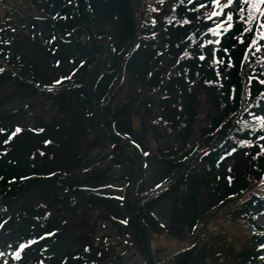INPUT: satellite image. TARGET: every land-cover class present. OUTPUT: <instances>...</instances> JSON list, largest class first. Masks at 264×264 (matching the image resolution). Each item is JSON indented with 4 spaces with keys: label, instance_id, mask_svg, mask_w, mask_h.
<instances>
[{
    "label": "rangeland",
    "instance_id": "obj_1",
    "mask_svg": "<svg viewBox=\"0 0 264 264\" xmlns=\"http://www.w3.org/2000/svg\"><path fill=\"white\" fill-rule=\"evenodd\" d=\"M153 1L150 0V2ZM174 1L167 0L166 6L171 7ZM178 1H180L177 8L179 11L176 10L173 15L174 18L183 14H191L187 13V10L191 8V4L185 0H183V3H181V0ZM111 2L114 3V0H111ZM55 8L57 7L54 0H0V32L14 37L15 44H12L14 50L12 55L16 58L14 64H3L0 61L4 69L3 72H0V108L14 127V131L17 127L21 129L14 138H20L21 147L24 148L23 152L30 153L31 150H35L34 157L39 159L40 165L47 171H54L58 168L68 172L78 171L80 184H84L86 179H89L88 184H92V186L102 185L103 189H99L98 192L101 194L104 192V194H95L91 190L76 189L71 186L69 188L65 182L54 185V182L51 181L53 185H49L47 188L40 187L38 189L40 191L36 194L31 193L32 199L37 197V203L43 204L44 197H47V202L54 203L52 196H56L55 193L65 195L67 191L70 196L63 202H59L58 211L62 212L60 214L62 216L56 219L58 221L62 220L63 223L66 220V225L71 226L69 232L72 235L74 233L83 235V242L79 239L82 243L89 244L90 241H94V246L102 251L99 252L98 249V253H103L102 258L99 257L100 254L91 257L95 264H174L171 260L176 258L177 263L182 264L183 259H187L190 253H197L193 258V264H255L254 260H251L250 257L247 258L244 254L245 249L247 255L251 250L252 231L242 224V227L239 226L238 220H233L232 215V212L237 213L240 203L250 193L246 192L243 196L239 195L230 202L220 204L221 207L217 209H211L210 204L214 201L209 200L211 193L207 191L209 196L204 200L206 207L202 211L201 209H195L194 205L189 206L191 201L186 206L181 207L180 202L177 203L175 195L173 196L175 191L160 201L149 203H147L145 195L150 191H154V187L163 179L164 174L169 169L171 171L179 170V179L183 178L182 182L184 183L189 181L188 187L193 181L194 185L191 187V191H197L198 182L195 179L198 175L204 174V169H206L204 155L212 146L221 143L224 137L230 135L229 142L237 149H243V154L248 151L247 145L234 138L231 131L234 128L238 129V124H248L247 127L251 128L252 122L255 121L251 114L261 115V105H259L260 108L255 106V108L248 110V101L253 99L255 95L251 90L253 84H250L255 80L250 82L249 78L260 76L264 79V56H262L264 55V47H261L258 52L254 48L249 49L247 44L255 36L246 38L245 50L248 57L246 63L249 67L242 73L243 80L247 82V84H244L242 92H246L247 86L251 94L249 95L247 91L248 98L244 95L246 103H242L243 106L240 109L242 115L236 114L224 121L223 127L231 129L217 137L215 134L208 136V131L213 130V127L209 125V129L206 128L202 132L205 138H201L196 132H190L189 129L185 128L174 138L175 145L162 141L161 138L166 139L164 132L159 130V135L158 131L153 128L152 122L149 121L152 118L151 115L161 113L160 117L163 116L161 122L171 120L175 125H180L181 123L176 116L177 110L170 106L168 111H165V107L164 112H160V109L153 105L156 104L153 92L148 91L147 93L140 88L136 89L135 86L138 85L135 83V77L133 76L134 79L125 84V89L128 88L132 93L135 92L140 102L138 103L137 100V103L131 102V110L135 106V111L130 116L131 124L128 125L127 123L123 126L127 127V131L131 128L132 138L141 144V152H136L131 146L128 147L129 149H124L121 147L122 144H116L111 139L106 126H102L100 122L92 124L88 121V123L85 122L83 115L88 112L85 110L86 106L80 105L78 98L73 94L74 91L68 90V88L70 82H73L71 78L76 80L83 76L85 81H88L87 79L94 75L99 68L96 62L92 64L93 69L91 70L73 68L72 58L75 55L79 56L76 45L74 47L57 43L54 50L50 44L44 41L43 37L47 32V28L44 27L43 20L39 15L44 13L54 14ZM143 10L135 7L134 12L137 18L142 16ZM102 11L90 27L94 31L100 28L101 32L106 35L95 39L92 33L88 38L92 37L89 40L92 45H95L96 41H101L106 47L112 45V39L116 36L124 38L125 32L121 30V24L115 19V16L107 15L104 9ZM210 11L211 6L205 9V13ZM156 12L159 15V11ZM210 23L214 27L215 18ZM73 33L76 34V32ZM221 37L214 35L213 41L220 40ZM260 43L264 45V41H260ZM213 46L214 49L211 56H209L210 61L216 70L220 72L224 67V60L217 51L220 48L219 44L214 43ZM114 50L113 48L112 50L107 48L109 53ZM214 59H219L221 63H213ZM81 63L83 64L82 60ZM16 71L39 86L30 85ZM109 74L116 80L120 72L114 65L109 68ZM128 76L129 74L126 73V77ZM57 80L60 83H56ZM120 82H126V78L124 77ZM132 84H135V86L132 87ZM220 87L219 84L207 82L201 90L202 92L200 91L202 115L199 117L198 122H202L203 126L212 122L211 118H218L221 113V110H218L219 103L216 102ZM116 94L111 98L115 97ZM260 95L258 94L257 97ZM114 99L112 98L113 102ZM238 107L239 104L237 109ZM95 108L97 109V106ZM107 110L108 108L102 107L99 111L103 114ZM121 114L123 115V113ZM197 117L195 123H197ZM61 124H66L63 134L59 133L58 130ZM166 125V134L172 135V124ZM151 128H153V131ZM44 131H48L49 134H43ZM261 131L264 132V129H261ZM48 138L51 141L46 143L44 139ZM157 138H160V140L157 141ZM186 140L189 143L186 146L182 145V142L185 143ZM262 144H264V141L259 145ZM34 147H37V149H34ZM168 148L170 151L168 154L175 158L171 168L168 162H164L158 155ZM258 148L260 149L259 146ZM41 150H44L45 154H42ZM257 153L244 156L247 163L252 162L256 172H260V178H258V174L254 175L252 172L248 176L249 187L252 188L264 181V170L261 172L264 164L258 162L263 158L264 153L260 155H257ZM234 162L233 160L230 164ZM122 167H126V170ZM120 171L121 174H119ZM103 173H108V175H105L103 179L97 178ZM63 185L65 186L63 187ZM263 186L264 183L260 184L258 188H264ZM29 189H32V186ZM43 189H49V194L42 193ZM131 193L132 196H129ZM104 196H117L118 198H106ZM139 197L141 203L137 204L138 208H146L144 214H147L148 217L144 220L141 219L139 226H137L132 221L130 214L122 212L124 204L119 199L125 200L126 205L129 200L137 203ZM23 203L18 199L17 204L10 208L13 209V212L9 210L10 213L17 214V217L15 216L16 220L9 217V212L0 220V250L9 252L13 247L17 250L18 245L22 243L21 241L26 242L29 239H34L36 241L35 245L28 246L22 253L33 257L34 264H39L40 261H43V264H51L46 256L43 257L44 254L30 252L38 244L37 240H40L38 233L40 232L30 233L29 229L22 225V223L26 224V221L22 218ZM41 207H44V205ZM147 210H149L150 216L146 212ZM187 211L189 212L188 217H192L193 220L189 221L190 227L184 225L183 230L178 227L181 226L180 222L184 217H187L183 215V212ZM229 212L231 214L228 216L227 213ZM215 215H222L228 220L225 222L222 220L214 221ZM205 221L210 224L207 225ZM214 224L218 227H214ZM255 224H259L264 228V216L257 215ZM67 229L65 240L69 238L66 236L69 233ZM90 234L92 237L89 236ZM198 248H200V251H197ZM183 250H187V253L180 256ZM67 251H71L70 247L69 249L63 247L59 252L62 255ZM72 251H74V248ZM95 251V248H92L91 254L94 255ZM0 264H8L6 258L2 255H0Z\"/></svg>",
    "mask_w": 264,
    "mask_h": 264
},
{
    "label": "trees",
    "instance_id": "obj_2",
    "mask_svg": "<svg viewBox=\"0 0 264 264\" xmlns=\"http://www.w3.org/2000/svg\"><path fill=\"white\" fill-rule=\"evenodd\" d=\"M166 1L164 0L163 3H160L158 0L153 2H150V0H114V3H112L111 0H54L57 7L54 9V14L44 13L39 15L43 20L44 27L47 28L43 39L51 45L52 49L55 50L57 43L74 47L76 45L78 47L79 56L75 55L72 58L73 68L91 70L94 62L98 65L99 70L94 75H91L87 79L88 81H85L83 76L76 80L71 78L73 82H70L71 84L68 88V90L74 91L73 94L78 98L80 105L86 106L85 110L88 112L83 115L85 122H90L91 124L100 122L102 126H106L111 139L116 144H122L121 147L124 149H129L128 147L131 146L136 152H141V144L132 138L130 133L132 129L130 128L127 131V127L123 126L124 124L127 125V123L128 125L131 124L130 116L135 111V106L131 110V102L137 103L139 99V97H136L135 92L133 94L128 88L125 89V84L134 79L133 76L138 86L132 84V87L135 86L136 89L140 88L147 93L148 91L153 92L156 99V104L153 105H156L160 112L163 113L165 107V111H168L170 106L177 110L176 116L181 123L180 125H175L171 120H163L161 122L163 117H160L161 113L152 114L151 119L149 117V121L152 122L153 128L158 131L159 135V130H163L166 139L161 138V140L172 145H175L174 138L177 134H180L185 128L189 129L190 132H196L201 138H205L202 132L209 125L213 127V130L208 131L209 137L214 134L217 137L222 133L228 132L231 128L223 127L224 121L236 114L242 115L240 109L243 106L242 103L245 102L244 95L248 98L247 91L245 93L242 92L244 84H247L243 80L242 73L249 67L246 63L248 59H245V55H247L245 44L246 38L256 35L255 25L257 22H254L251 33H244L243 26L237 18V31L232 32L231 35L226 33L223 36L221 39L223 47H227L229 51L227 53L219 52V56L224 60V67L222 66L223 68L219 72L211 64L209 57L214 46L213 43H209L213 41V33L209 32L208 29L213 27V25L210 23L211 21L205 19V9L202 10L196 7L197 4L204 2V0H193L190 5L191 8L187 10V13L191 14L179 15L176 18L173 15L176 10L179 11L177 8L180 5V1L175 0L171 7L166 6ZM185 1L187 2L188 0ZM135 7L144 9V13L139 18L134 12ZM103 9L107 12V15L116 17L115 19L121 24V30L125 32L124 38L116 36L112 39L111 47H105L101 41H96V44L92 45V42L89 41L92 37L88 38L92 33L95 39L106 35L101 32L100 28L94 31L90 27L98 14L101 15ZM155 9H159V15ZM154 17L157 20L155 25L151 23ZM169 20H172V23H169ZM185 20L190 21V23H185ZM73 32H76V34ZM241 35L245 40L244 44H241L237 39ZM14 41L13 36L0 32V61L3 64H14L16 59L12 55L14 51L12 44H15ZM233 45L235 46L233 47ZM107 48L115 50L109 53ZM105 53L107 54L106 56L104 55ZM202 54L206 57L203 61L199 59ZM81 60L83 64H80ZM114 65L120 72L116 80L109 74V68ZM0 68L3 69L1 63ZM16 72L18 73V71ZM126 73L129 74L128 77H126ZM18 75L22 76L21 78H24L30 85L39 86L28 77L19 73ZM124 77L126 82L119 83ZM207 82L221 86L216 102L219 103L218 110L223 113H220L218 118H211L212 122L203 126L202 122H198L199 117L202 115L200 91ZM252 82L250 83L253 84L251 90L255 95L253 99L248 101V110L261 105L260 114L264 115V95H260L264 93V86L257 81ZM115 93L117 94L112 97L115 98L113 102L111 96H114ZM258 94L260 95L259 97H257ZM238 104L239 107L237 109ZM96 106L97 109L95 108ZM150 106L152 107V105ZM102 107L108 108L103 114L99 111ZM196 117L197 123H195ZM91 118L92 120L90 121ZM169 123L172 124V135L166 134V124ZM65 125H59V133H64ZM247 125L238 124V129L234 128L233 131L235 132L231 131V135L240 142L243 140L250 141L251 145L246 144L248 151L243 154V149H237L229 142L230 135L226 138L224 137L221 143L212 146L204 155L206 163L204 174L198 175L195 179L198 182L197 191H191V187L194 185L193 181L191 182L192 185L190 184V187H188L189 181L184 183L182 182V177V179H179V170L171 171L169 169L164 174L163 179L154 187V191L146 193L145 196L147 203H149L160 201L175 191L173 196L175 195V199L177 203L180 202L181 207L186 206L191 201L189 206L194 205L195 209H201L202 211L206 207L204 200L209 196L207 191L211 193L209 200L214 201L210 204L211 209H217L221 207L220 204L230 202L234 197L243 196L246 192L250 193L240 203L237 213L232 212V215L234 217L233 220H238L239 226L242 227L244 225L253 234L251 250L249 255H247L245 249V256L254 260L255 264H264V247H261V245H264V228L259 224H255L257 215L264 216V188H258L264 181L253 188L249 187L248 176L252 172L254 175L258 174V178H260V172H256L252 162L248 164L244 159L245 155L250 156L260 152L258 146L260 147L259 144L264 141L260 140V137L264 136V132L261 131L259 122L256 120L252 122L251 128H248ZM153 128H151L152 131ZM0 129H3V131H0V220L7 215L9 210L13 212V209L10 208L13 205L15 206L19 199L24 202L22 218L26 221V224L22 223V225L27 227L30 233L36 234L40 232L38 236L43 238V241L38 243L40 246H35L30 252H37L38 254L42 251L41 254H44L48 251L47 258L52 264H95L91 257L99 256L98 254H100L99 257L102 258L103 253H98L99 248L94 246V241L91 239L92 241L89 244L82 243L83 235H76L75 233L72 235L69 232L71 226L66 225V220L63 223L62 220L58 221L56 219L62 216L60 215L62 212L58 211L59 202H63L70 196L67 191L65 195L55 193L56 196H52L54 203L51 201L47 202V197H44L43 204H38L37 197L32 199L30 194L39 192L40 190L38 189L40 187L47 188L49 185H53L51 181L54 182V185L65 182L69 188L71 186L76 189L91 190L95 194H101L98 191L103 189L102 185L92 186V184H88L90 182L89 179H86L84 184H80L78 171L68 172L60 168L54 171L44 169L40 165L39 159L34 157L35 150H31L30 153L23 152L24 148L21 147L20 138L17 139L11 135L14 132V127L8 121L1 108ZM187 129L186 131H188ZM43 134L48 135L49 132L44 131ZM5 140H8V143H5ZM158 140L160 138H157ZM44 141L49 143L51 140L48 138L44 139ZM188 143V140H186L185 143L182 142V145L186 146ZM34 149H37V147H34ZM233 149H235L234 152ZM40 152L45 154L44 150ZM40 152L39 154H41ZM168 152H170L169 148L161 151L158 155L164 162H168L171 168L175 158ZM233 160L235 162L230 164ZM258 162L264 164V156ZM122 168L126 170V167ZM262 170H264V167H262L261 172ZM119 174H121V171ZM105 175L107 176L108 173H103L97 178L103 179ZM30 186H32V189H29ZM49 192V189L42 190V193L49 194ZM129 196H132V193ZM104 197L118 198L117 196ZM119 201L124 204L122 212L130 214L132 221L137 226H139L141 219L144 220L148 217L147 214H144L146 208H138L137 204L141 203L140 197L137 203L129 200L125 205V200L119 199ZM43 205L44 207H41ZM146 212L150 216L149 210ZM229 214L231 212L227 213L228 216ZM183 215L187 217H184L180 222L181 226L178 228L184 230V225L190 227L189 221L193 220V218L188 217V211L183 212ZM15 216L17 217V214L14 215V213L9 212V217L16 220ZM218 220L225 222L228 219H225L222 215H217L214 221ZM205 223L207 225L210 224L207 221ZM214 227H218V225L214 224ZM66 229L69 232L66 234L69 237L67 240H65ZM217 230L219 231L220 229ZM47 233H51V235H46ZM23 241L21 242L24 243ZM63 247L67 249L70 247L71 251L64 252L61 255L59 251ZM73 248L74 251H72ZM92 248L96 250L94 255L91 254ZM12 251L15 252L16 248L13 247ZM12 251L8 257L10 264H34L33 257L21 254V259L17 260ZM197 251H200V248ZM99 252L102 251L99 249ZM186 253L187 250H183L180 256H184ZM196 255L197 253H190L187 259H183L185 261L184 264H193V258ZM171 261L174 264H181L177 263V258Z\"/></svg>",
    "mask_w": 264,
    "mask_h": 264
},
{
    "label": "snow or ice",
    "instance_id": "obj_3",
    "mask_svg": "<svg viewBox=\"0 0 264 264\" xmlns=\"http://www.w3.org/2000/svg\"><path fill=\"white\" fill-rule=\"evenodd\" d=\"M163 2L164 0H160V3ZM181 3H183V0H181ZM188 3L192 4L193 0H188ZM209 6H211V11L205 13V19L213 21L215 18V26L209 28V32L214 33L216 36H224L225 33L231 35L232 32L237 31L236 20L238 18L240 24L243 26V32L251 33L253 31L254 22L258 21V24L255 25L256 35L250 40L247 47L249 49L254 48L257 52L260 51L261 47H264V45L260 43V41H264V0H204V2L196 5L199 9H208ZM155 11H159V9H155ZM184 22L190 23V21L187 20ZM151 23L153 25L157 23L155 17L151 20ZM169 23H172V20H169ZM153 35H155V33H153ZM237 39L241 44L245 43L242 35L238 36ZM209 43L221 45L220 49L217 50L219 52L227 53L229 51L227 47H223L221 40H215ZM234 46L235 45H233V47ZM247 58V55H245V59ZM199 59L203 61L206 57L202 54L199 56ZM213 63L219 64L221 61L219 59H214ZM3 71L4 69L0 68V72ZM217 74L219 75V73ZM252 80L257 81L260 85L264 86V79L260 76L250 77L249 81L251 82ZM56 83H60V81L57 80ZM246 91H248L249 95L251 94L250 89H248L247 86ZM261 95H264V93ZM251 115L253 116V119L259 122L260 128L264 129V115L257 116L254 113ZM0 131H3V129H0ZM20 131L21 129L17 127L11 135L15 136L16 133ZM9 139H11V137H9ZM260 140H264V136H261ZM5 143H8V140H5ZM241 143L251 145V142L247 140H243ZM234 151L235 149H233V152ZM261 153H264V144L260 145V152H258L257 155H260ZM145 155H147V153H145ZM46 235H51V233H47ZM34 243H36L34 239H29L24 243H20L17 250L14 252L16 259H21L22 251ZM261 247H264V245H261ZM0 255H3V253H0ZM39 264H43V261H40Z\"/></svg>",
    "mask_w": 264,
    "mask_h": 264
}]
</instances>
